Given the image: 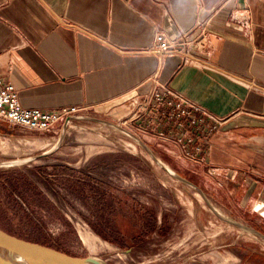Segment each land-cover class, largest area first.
<instances>
[{"label":"crops","instance_id":"obj_1","mask_svg":"<svg viewBox=\"0 0 264 264\" xmlns=\"http://www.w3.org/2000/svg\"><path fill=\"white\" fill-rule=\"evenodd\" d=\"M202 22L195 64L150 52L156 34L193 39ZM0 75L26 109L89 111L161 85L222 119L189 162L264 236V0H0Z\"/></svg>","mask_w":264,"mask_h":264},{"label":"rangeland","instance_id":"obj_2","mask_svg":"<svg viewBox=\"0 0 264 264\" xmlns=\"http://www.w3.org/2000/svg\"><path fill=\"white\" fill-rule=\"evenodd\" d=\"M142 99L48 133L0 122V230L104 264H264L239 202L135 124Z\"/></svg>","mask_w":264,"mask_h":264},{"label":"built area","instance_id":"obj_3","mask_svg":"<svg viewBox=\"0 0 264 264\" xmlns=\"http://www.w3.org/2000/svg\"><path fill=\"white\" fill-rule=\"evenodd\" d=\"M199 28L200 32L196 38L192 39L185 34L178 41H170L158 33L154 37L150 52L159 61L165 56L176 53L183 64H195L207 48L205 23H200ZM84 110L77 107L64 108L55 112L26 109L20 103L15 86L5 81L0 75V122L9 126L48 133L59 123ZM139 112L134 119L140 120V129L163 144H174L181 152L182 158L187 161L197 160L203 147L208 143L209 137L217 133L224 123L222 119L214 117L182 95L161 85H156L140 101ZM198 115L200 118L197 117ZM160 119L167 123L168 129H159ZM194 133L195 139H199L197 143L191 137ZM189 146H192V149Z\"/></svg>","mask_w":264,"mask_h":264},{"label":"water","instance_id":"obj_4","mask_svg":"<svg viewBox=\"0 0 264 264\" xmlns=\"http://www.w3.org/2000/svg\"><path fill=\"white\" fill-rule=\"evenodd\" d=\"M0 264H98V260L92 257H70L56 250L25 242L0 230Z\"/></svg>","mask_w":264,"mask_h":264},{"label":"bare ground","instance_id":"obj_5","mask_svg":"<svg viewBox=\"0 0 264 264\" xmlns=\"http://www.w3.org/2000/svg\"><path fill=\"white\" fill-rule=\"evenodd\" d=\"M19 163V161L18 162H10V163H7V164H5L4 166L5 167H10V166H15V165H17ZM163 167L170 173V174H172L173 175V172L168 168V167H166V166H164L163 165ZM94 250V249H93ZM98 264H103L102 262H99L98 261Z\"/></svg>","mask_w":264,"mask_h":264}]
</instances>
